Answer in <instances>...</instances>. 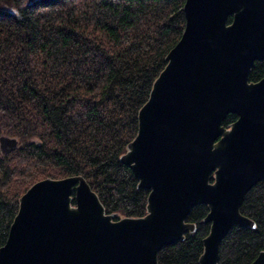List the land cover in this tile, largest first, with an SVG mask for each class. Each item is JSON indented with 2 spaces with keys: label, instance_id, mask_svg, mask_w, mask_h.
<instances>
[{
  "label": "water",
  "instance_id": "obj_1",
  "mask_svg": "<svg viewBox=\"0 0 264 264\" xmlns=\"http://www.w3.org/2000/svg\"><path fill=\"white\" fill-rule=\"evenodd\" d=\"M184 13L120 156L149 189L146 213L115 219L85 176L45 177L20 196L0 264H160L164 245L196 230L187 216L199 203L210 223L200 264L219 263L234 225L256 227L241 205L264 184V76L250 80L264 59V0H185ZM250 264H264V249Z\"/></svg>",
  "mask_w": 264,
  "mask_h": 264
},
{
  "label": "trees",
  "instance_id": "obj_2",
  "mask_svg": "<svg viewBox=\"0 0 264 264\" xmlns=\"http://www.w3.org/2000/svg\"><path fill=\"white\" fill-rule=\"evenodd\" d=\"M185 0H0V246L20 196L45 177L85 176L107 212L142 216L149 189L120 156L138 131V112L185 26ZM232 17H229V21ZM264 76L256 60L250 80ZM237 118L229 113L228 125ZM17 139L10 151L4 144ZM213 179V177H212ZM205 203L184 239L164 245L160 264H200L210 223ZM241 211L218 264H250L264 249V184Z\"/></svg>",
  "mask_w": 264,
  "mask_h": 264
},
{
  "label": "flooded vegetation",
  "instance_id": "obj_3",
  "mask_svg": "<svg viewBox=\"0 0 264 264\" xmlns=\"http://www.w3.org/2000/svg\"><path fill=\"white\" fill-rule=\"evenodd\" d=\"M237 117H238V116H237ZM236 119H237V118H236ZM236 119H235V120H236ZM235 120H233V121H235ZM233 121H232V122H233ZM232 122H231V123H232ZM229 125H230V123H229L228 125H226V126H229Z\"/></svg>",
  "mask_w": 264,
  "mask_h": 264
}]
</instances>
